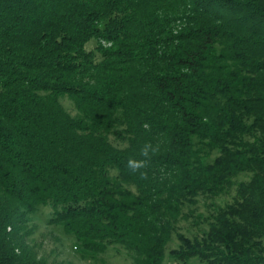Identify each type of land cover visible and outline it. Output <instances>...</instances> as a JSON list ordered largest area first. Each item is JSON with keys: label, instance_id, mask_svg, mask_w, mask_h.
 Returning a JSON list of instances; mask_svg holds the SVG:
<instances>
[{"label": "trees", "instance_id": "trees-1", "mask_svg": "<svg viewBox=\"0 0 264 264\" xmlns=\"http://www.w3.org/2000/svg\"><path fill=\"white\" fill-rule=\"evenodd\" d=\"M244 171L208 234L177 232ZM50 203L85 253L162 264L177 233L179 259L264 264V0H0V264H46L26 236Z\"/></svg>", "mask_w": 264, "mask_h": 264}, {"label": "rangeland", "instance_id": "rangeland-1", "mask_svg": "<svg viewBox=\"0 0 264 264\" xmlns=\"http://www.w3.org/2000/svg\"><path fill=\"white\" fill-rule=\"evenodd\" d=\"M61 102L73 116L79 115L73 100L62 98ZM110 139L116 145H125L113 136H110ZM206 153V161L212 162L218 156L219 150L207 149ZM250 177V172H241L233 177L228 189L218 196L198 194L193 203H186L184 209L188 212V216L178 222L177 232L191 239L196 236L200 238L204 233L208 234L211 216L216 213L217 207L232 203L240 182L248 181ZM55 212L56 208L50 203L40 205L35 212L28 215L29 233L26 238L38 259L45 261L46 264H138L136 253L119 242H111L101 252H83L74 234L66 232L63 225L52 222ZM179 246L180 240L175 233L167 244L162 264H206L198 257L189 260L177 258L173 250Z\"/></svg>", "mask_w": 264, "mask_h": 264}, {"label": "clouds", "instance_id": "clouds-1", "mask_svg": "<svg viewBox=\"0 0 264 264\" xmlns=\"http://www.w3.org/2000/svg\"><path fill=\"white\" fill-rule=\"evenodd\" d=\"M159 150V145L153 146L151 142H147L142 145L140 149V156L143 159H136L134 157H129L127 161V168L133 173H139L140 179H147V167L151 161V154H155Z\"/></svg>", "mask_w": 264, "mask_h": 264}]
</instances>
